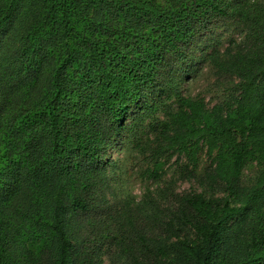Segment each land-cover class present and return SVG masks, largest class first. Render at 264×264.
<instances>
[{"label":"trees","instance_id":"trees-1","mask_svg":"<svg viewBox=\"0 0 264 264\" xmlns=\"http://www.w3.org/2000/svg\"><path fill=\"white\" fill-rule=\"evenodd\" d=\"M105 263L264 264V0H0V264Z\"/></svg>","mask_w":264,"mask_h":264},{"label":"rangeland","instance_id":"rangeland-1","mask_svg":"<svg viewBox=\"0 0 264 264\" xmlns=\"http://www.w3.org/2000/svg\"><path fill=\"white\" fill-rule=\"evenodd\" d=\"M221 32L222 30L218 29L216 30L215 33L218 34ZM222 36H223V40H221L222 42L221 45L218 46L219 50H223L227 46L229 40L228 36L225 33H222ZM229 38H233L234 40H236V43H238L239 38L237 34L233 33ZM212 48L213 46L208 47L205 52L207 53L210 52ZM196 66L201 68V72L198 75L192 76L190 79H188L186 82L182 84L181 87L182 94L191 97L198 95L202 97L204 101L208 103V105H211L213 104L215 97L211 92L208 91L210 90L209 85L212 82V78L208 76V74L206 73V68L202 63H198ZM110 159L118 160L119 167L122 170H124L126 167L127 169L129 167L132 168V166H130V164L128 163V152H126L125 145H121L118 149L114 150L111 153ZM132 171H134V169ZM254 171H255V167H247L244 170L245 174L248 176L253 175ZM168 176H170L169 173L166 175V177ZM129 180L130 182L124 179V181L122 182V187L124 191L123 193L127 191L130 195L135 196L136 199L140 196V194L144 191V189L147 186H150L149 183L144 184L139 182L137 179H129ZM189 187H190V183L185 181H178L176 184L177 191L187 190L189 189ZM150 188L154 189L155 186L151 185Z\"/></svg>","mask_w":264,"mask_h":264}]
</instances>
